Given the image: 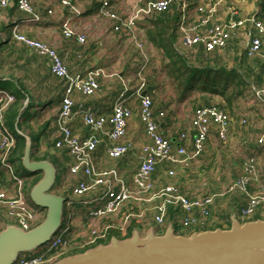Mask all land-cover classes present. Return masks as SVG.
<instances>
[{"label":"built area","instance_id":"2783aa9c","mask_svg":"<svg viewBox=\"0 0 264 264\" xmlns=\"http://www.w3.org/2000/svg\"><path fill=\"white\" fill-rule=\"evenodd\" d=\"M57 1L62 6L59 10L61 12L53 3L47 6V15L56 16L59 13L64 36L85 44L87 35L75 24V20L83 15L79 0ZM93 1L97 4V13L110 20L113 31L128 33L129 42L142 52L145 51L146 41L144 36L139 35L140 32H145L141 22L159 13L171 12L177 16L175 51L191 66L200 65V47H203L206 53L223 50L242 29L248 38L247 57L254 59L262 53L264 21L255 12L242 15L241 6L248 0L230 4L229 15L224 20H218L224 0H135L129 8L128 16L118 12L117 0ZM13 4L29 15L24 21H43L44 17L37 12L34 0H0V20L3 12ZM24 21L12 25L13 39L24 43L39 56L47 59L51 73L65 82L60 110L55 119L59 136L54 142V149H67L72 156L70 175L83 173L87 177L73 186L69 195L80 199L92 191L101 189L99 202L87 211L92 219L110 217L118 213L126 203L140 204L142 209L136 212L128 211L118 222H110L103 227H91L85 236H75L74 216L79 200L66 196L63 222L59 230L35 250L25 255L21 253L13 264H52L74 254L73 251L77 253L108 241L110 229L115 228L123 234L126 233L130 221L135 217H152L161 229L167 222L171 208L177 213L176 223H172L178 234L194 228L201 230L209 225L217 199L233 194L242 195L246 199V203L240 205L235 212L242 222L254 220L258 213L264 210V169L261 167L260 156L264 155V124L257 136V143L262 152L245 158L240 174L217 192L191 195L178 182L177 167H180V172H184L193 160L203 155L212 130L217 133L222 144L228 143L233 122L228 111L217 105L197 107L190 126L180 133L179 143L174 146L172 140L164 136L159 129L153 97L148 93L143 95L147 84L146 70L151 64L150 56L145 53L146 60L137 71L140 83L135 95L140 98L139 117L145 126L146 142L136 152L131 143L124 141L129 120L133 116L126 98L121 97L116 101L110 115L99 113L92 107L79 111L74 109L75 93L92 96L101 88V77H112L116 73H110L105 67H95L81 73L72 72L56 47L30 37L22 30ZM252 93L258 101L264 103V88H253ZM28 98L24 100V107L28 105ZM16 100L17 96L13 92L0 87V170L9 176L6 183L0 187V230L7 223L30 230L41 223L47 213L46 208L28 199L25 193L27 178L18 174L15 164L11 161L17 146V137L9 128L6 117ZM77 114L81 115L84 125L90 130V135L86 138L76 134L71 126ZM159 115L164 116V113L160 112ZM248 123V118L241 119L242 125L246 126ZM15 126L18 129L17 124ZM100 144L108 157L113 159L124 157L130 152L136 153L139 165L133 174L132 185L126 183L115 167L106 170L97 168L95 151ZM39 153L40 149L32 148L33 155ZM165 162L171 165L166 174L168 179L158 186L153 175L158 165ZM82 202L90 204L86 200Z\"/></svg>","mask_w":264,"mask_h":264},{"label":"crops","instance_id":"0c3cea01","mask_svg":"<svg viewBox=\"0 0 264 264\" xmlns=\"http://www.w3.org/2000/svg\"><path fill=\"white\" fill-rule=\"evenodd\" d=\"M79 2L83 7V15L75 20V24L81 32L86 33L87 41L85 44L78 43L75 38L64 36L59 20V13L56 16L47 15L46 8L53 3L57 5L58 11L62 9V6L59 5L57 0H34L37 12H40L44 17L41 23L24 21L29 15L19 10L15 4L3 12L0 20V56H20L22 54L21 51L35 54L37 58L40 60L42 59L46 64V76L54 80V83L60 84L64 92L65 82L51 73L47 59L39 56L24 43L13 39L11 34L12 25L23 20L22 30L30 37L46 41L50 45L56 47L72 72L81 73L95 67H105L110 73H116L112 77H101V88L92 96L75 93L74 109L75 111H79L85 107H92L99 113L110 115L116 101L121 97L126 98V103L131 107L133 116L129 120L127 136L124 141L131 143L136 152H138L141 146L146 142L145 126L139 117L140 98L135 95L136 89L140 83L137 71L140 65L146 60L147 55H145V53L151 58V64L146 70L145 75H147L151 65L159 64V62L163 63L161 69L168 75L165 84L163 83L161 87H157L155 91L150 88V84H148L147 81L143 93L146 92L153 97L154 111L156 120L159 123V129L164 136L173 141L174 146L179 143L180 133L190 126L194 110L198 105L205 104L204 101L207 100L210 103L224 106L233 118L228 143L222 144L217 133L212 130L207 139L203 155L193 160L190 167L184 172H180V167H177L179 169L177 180L183 189L191 195L202 192H217L216 187L218 188L220 186V189L223 188L234 177L240 174L245 158L254 154L259 155L262 152L257 143V136L264 124V103L258 101L254 95L253 99H245L246 87L251 89V93L253 88H264V83L261 82V80L257 81V83L251 81L248 84H245L241 80H237L236 85H231L230 88L238 87V84H241L240 87L243 91L239 96L234 94V92H232L233 90L225 94H213L206 99L201 97L203 96L201 89L189 90L183 94L184 92L178 88V82L175 80L174 76L170 75V72L174 69L173 66H171L172 61L170 56L173 53L177 54L174 48L175 41L171 43L170 48H167L162 46L161 41L168 45V35H159V33L156 32L154 39H151L152 36L150 32L154 31L156 28L155 16L157 15L146 18L141 22V26L145 28V32H140L139 35L140 37L144 36L146 41L145 51L142 52L129 42L128 33L125 31H113L110 20L97 13L96 2L93 0H79ZM134 2L135 0H117L116 6L118 12L128 16V12L130 11L129 8H131ZM239 2L240 0H224L218 14V20H224L229 15L230 4H239ZM241 8L242 15L255 12L260 18L264 19V0H248L242 4ZM137 30L136 28V31ZM247 39L243 29L236 33L228 47L216 52L217 60L214 61L217 62L216 66H226L228 69L233 67L240 68L241 72L245 70L244 67H249V70L252 72L254 71L257 73L260 70L264 72V45L262 53L258 57L253 60H248L245 63L243 62V60H247L245 54ZM255 60H260L261 64L254 63L253 61ZM214 62L212 64L213 66L215 65ZM240 65L242 66L240 67ZM17 75L19 74L17 73ZM11 76L9 71H2L0 69L1 80L11 81L17 87L21 86L15 80L16 78L14 79V77L12 78ZM166 84H169V87H165ZM164 88L166 91L163 92ZM159 90L160 93L158 92ZM63 92H61L62 95ZM44 101L45 100H38L36 101V105ZM160 112H163L164 116H160ZM41 118L38 125L44 122ZM46 118L47 122L50 121V125L47 126L48 128L51 127L52 130L50 129L51 131H48L47 129L45 132L41 133L44 142L42 144L43 146H41L42 148H40V154L44 155L45 158H47L45 142L47 141L49 145H52L54 148V142L59 136L55 125L56 118L53 123V118L50 120L48 115ZM242 118H248V125L244 126L241 124ZM71 126L74 132L82 138H86L90 135V130L84 125L80 114L75 116ZM22 132L28 135V132H25V130ZM51 151L55 152L54 154L61 160L60 162L67 166V171L64 174V181L59 187L61 192H57V194L72 199L74 197L69 195L71 194L72 187L77 185L80 180L87 177L83 173L75 176L69 174V167L73 162V158L67 149L53 150L51 148ZM226 152L233 157L230 158V161H228L229 158L224 154ZM95 158L99 170L115 167L120 171L127 184H133V174L139 165L136 153L130 152L124 157L113 159L108 157L105 149L100 144L95 151ZM261 158L263 159L262 156ZM170 166L171 165L167 162L158 165V170L155 175V182L158 186L167 181L168 178L166 174ZM55 167L57 168V172H59L58 167ZM261 167L264 169V163H262ZM204 184L206 185L203 188ZM57 190L58 189L53 192L56 193ZM101 194L102 191L100 189L92 191L80 199L74 198L76 201L79 200V203L76 204L74 216L73 229L75 236L79 234L85 236L88 234L91 227H103L110 222H118L121 220L122 216L128 212V204L137 205V211L142 209L140 208V204L126 203L118 213L110 217L92 219L88 216L87 211L99 202ZM230 197L233 203L231 202L230 205H228L229 203H227V201H229ZM222 198H218L216 201L210 224H221L223 228H228V217L231 219L236 209L240 205L246 203V199L242 195L237 194ZM82 200H86L90 204H83ZM223 201H226L225 204L228 205L231 212L228 211L226 205L223 207V203L221 204ZM257 216L259 217L258 219H264V210L260 211ZM149 221H153L152 217H135L130 221L129 227L124 234L115 228L110 229V235L113 234L110 236V239L112 236L127 238L130 228H133L132 232L137 228L144 234L145 227ZM170 222L171 221L167 220L166 224L161 229L155 225L157 233L162 234L161 231H163V229L165 230ZM202 230L204 229H190L187 230L186 235Z\"/></svg>","mask_w":264,"mask_h":264},{"label":"water","instance_id":"95a60500","mask_svg":"<svg viewBox=\"0 0 264 264\" xmlns=\"http://www.w3.org/2000/svg\"><path fill=\"white\" fill-rule=\"evenodd\" d=\"M146 92L143 93L145 95ZM25 138L24 167L42 177L29 191L31 201L47 209L45 219L30 230L7 223L0 230V264H13L21 253L31 252L47 242L63 222L65 197L52 191L57 168L48 159H32V140ZM52 264H264V219L242 222L235 214L229 228L218 227L178 234L170 222L164 233L150 227L143 234L112 236L83 252L65 256Z\"/></svg>","mask_w":264,"mask_h":264},{"label":"rangeland","instance_id":"374dc122","mask_svg":"<svg viewBox=\"0 0 264 264\" xmlns=\"http://www.w3.org/2000/svg\"><path fill=\"white\" fill-rule=\"evenodd\" d=\"M21 53L22 54L20 56H17V55H2V56H0V69L2 71H9L10 74L12 75L11 77L12 78L14 77V79L16 78L15 80L17 81V83L22 85L29 93V98H28L29 106L26 107L25 110L23 109L24 106L19 107L18 117L19 118L21 117L20 121H19V128L17 129L15 126V123H12L8 118V112L10 109L7 112L6 120H7L9 128L14 133V135L17 137V142L18 141L20 142L19 137L21 135L19 133L20 132L19 130H21V131L25 130V132H28V135L33 142L32 148L40 149V148H42L41 146H43L42 144L44 142V140H43L44 138L41 136V133L45 132L47 129H48V131L52 130L51 127L48 128V126H47V118L46 117L48 115L50 120L53 118L52 123L54 122V119L57 117L59 110H60L61 95H62L61 92H63V91H62V86L60 84L54 83V80H51L50 77L46 76L45 71L47 68H46V64L44 63V61L42 59L40 60L33 53L29 54L28 52L25 53L24 51H21ZM253 62L257 63V64H261L260 60H255ZM162 65H163V63H161V62H159V64H156L153 66L151 65L150 70L148 71V73L146 75V79L148 81V84H150V88H152V90H154V91L157 89V87H161L163 85V83L165 84V81L168 79L167 78L168 75L166 74V72L161 69ZM17 73L19 75H17ZM2 77H3V75H2ZM53 79H54V77H53ZM251 79H254V77L251 76L250 80ZM0 87L5 88V89L13 92L16 96L20 94L18 87L14 84H10V83H3L2 84L0 81ZM165 87H169V84H166ZM245 89H246L245 99H248V98L253 99V93L250 92L251 89H249L248 87H246ZM232 90H234L233 91L234 94H236L238 96L241 95L240 93L243 91L242 88L241 89L232 88L229 90V92H231ZM164 91H166L165 88L163 89V92ZM158 92L160 93V90ZM38 100H45L44 102H46V103L43 102V103H40L39 105H36V103H37L36 101H38ZM43 113H44V116H43ZM40 118L44 122H43V124L38 125L40 123ZM17 121H18V119H17ZM52 123H51V125H52ZM45 146H46L47 158H44V155H41L39 153L37 155L32 154V159H35L36 157L40 158L41 160L50 159V161L55 166L58 167L59 172H57L56 181H55V184L52 188V191H55L56 189L59 190V187L62 185V183L64 181V174L67 171V166L64 163L60 162L61 160H59L56 157V154H54L55 152L51 151V148L54 150L52 145H49V143L46 141ZM24 152H25V149H24ZM226 153H224V154H225V156H227L229 158L228 161H230V158H233V157L228 155V153L227 154ZM260 156L263 157V159H262L263 161L261 162V164H262V163H264V155L260 154ZM15 167L17 169L18 174H20L21 176L30 175V173H31L30 171H28L24 167L22 162H16ZM0 171H3V170L1 169ZM33 177L34 176H31V177L26 179L27 186L31 183L32 179H34ZM7 179H9L8 174L6 175L5 181L2 182V180L0 178V187L3 185L4 182L7 181ZM27 186L25 189V193H26L28 199H30V197H29L30 189ZM219 187L218 188L216 187L217 191L220 190ZM58 190L56 191V193L61 192L60 190L59 191ZM225 202L226 201H223V202H221V204L223 203L222 204L223 207H225V205H226V208L228 209V211L231 212L230 209L228 208V205H230L231 202L233 203V200H231V197H230L229 201H227V203H229V204L227 205V204H225ZM137 208H138L137 205L128 204V211L134 210L136 212ZM153 226L155 227V224L153 223V221H149L145 227L144 234L147 232V230L150 227H153ZM183 234L186 235L187 231H183ZM26 253H28V252H25L23 254L25 255Z\"/></svg>","mask_w":264,"mask_h":264},{"label":"trees","instance_id":"16d2710c","mask_svg":"<svg viewBox=\"0 0 264 264\" xmlns=\"http://www.w3.org/2000/svg\"><path fill=\"white\" fill-rule=\"evenodd\" d=\"M155 24H156V28L154 29V31L150 32V35L152 36L151 39H154V35L156 32L159 33V35H168V42L169 44H165L163 41H161L162 46L170 48L171 43L175 41L176 39V22H177V16L171 12H163V13H159L157 16H155ZM262 19V18H261ZM264 21V19H262ZM200 53L198 55V60H199V64L198 66H191L187 63V61L184 59L183 56H181L180 54H176L173 53L170 56L171 59V66H173V70L170 72V75H173L175 80L178 82V88H180L185 94L187 91L189 90H197V89H201V93H203V96H201L203 99H206L208 96H211L213 94H225L226 92H228L231 88V85H236V81L237 80H241L243 81L245 84H248L249 82L253 81L255 83H257V81L261 80V82L264 83V72H262L261 70L259 72H252L251 70H249V67H244L245 70H243L242 72L240 71V68H231L228 69L226 66L224 67H217L216 64L217 62H214L217 60V56H216V52L213 53H206L205 51H203V47H200ZM246 54V52H245ZM247 57V55H246ZM248 60H252L249 59L247 57V60H243V62H247ZM214 62V66L212 65ZM242 65H240L241 67ZM255 74V75H254ZM254 77V79L250 78ZM1 83H10V84H14L11 81H5V80H1ZM241 84H238V87H235L237 89H241L240 87ZM20 94L17 95V100L16 102L10 107V110L8 112V118L12 123L17 124L18 128H19V121L20 118L18 117L19 115V107L20 106H24V100L29 97V93L28 91L21 85L18 87ZM234 91V90H233ZM232 91V92H233ZM63 96V95H62ZM61 102H62V97H61ZM205 104H201L198 105L197 107H201V106H213V105H217L220 107L225 108L222 105H218L215 103H210L207 100L204 101ZM29 104L26 106L28 107ZM24 107L23 109L25 110ZM196 107V108H197ZM195 108V109H196ZM18 117V118H17ZM18 119V121H17ZM50 124V121L47 122V125ZM20 142H17V146L14 149V152L11 156V161L16 164V162H22V157L24 155V149H25V138L20 136L19 137ZM173 142V141H172ZM45 158V157H44ZM35 159L37 160H41L40 158L36 157ZM158 167L154 173V178L155 175L157 173ZM6 173H4L3 171H0V178L3 181L6 180ZM31 176H34L31 181V183L27 186L29 189L32 188V186L37 183L39 181V179L42 177V173L41 172H35V173H30V175H26L23 176L25 178H29ZM9 178V176H8ZM6 182H4L3 184H5ZM170 214L167 217L168 221L174 222L176 223V216L177 213L175 211L170 210ZM259 217L256 216L254 219H258ZM229 222V223H228ZM155 224V222H153ZM228 223V228L231 226V221L230 218L228 217L227 220ZM156 225V224H155ZM218 227H222L223 225L218 224V225H213L210 224L207 225L206 227H204V230L207 229H216ZM132 229L130 228L128 231V237L131 236L132 234ZM162 233H164V231H161ZM191 232V231H190ZM113 235V234H111ZM110 235V236H111ZM189 235V234H188ZM110 241V237L108 239V241H105L103 243H108ZM96 245H93L91 247H94ZM90 248V247H88ZM86 249H83L79 252H83ZM78 251V250H77ZM73 253H76V251H73Z\"/></svg>","mask_w":264,"mask_h":264}]
</instances>
